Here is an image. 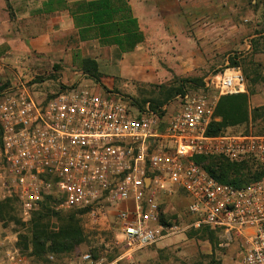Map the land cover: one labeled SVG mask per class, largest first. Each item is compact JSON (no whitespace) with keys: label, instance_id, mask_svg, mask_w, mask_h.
Returning <instances> with one entry per match:
<instances>
[{"label":"built area","instance_id":"2783aa9c","mask_svg":"<svg viewBox=\"0 0 264 264\" xmlns=\"http://www.w3.org/2000/svg\"><path fill=\"white\" fill-rule=\"evenodd\" d=\"M229 4L255 6L257 0ZM206 88L219 96H188L170 120L149 108L134 110L118 94L82 86L42 98L17 81L2 93L0 200L17 201L23 222L48 197L57 199L56 211L114 214L118 221V260L86 252L61 259L51 255L50 264H118L175 234L177 228L162 221L158 201L169 188L189 199L191 227L241 239V264H264V176L234 187L195 161L199 156L232 162L253 158L264 167V134H207L219 99L245 93L246 79L240 69H228ZM17 242L0 236V264H33Z\"/></svg>","mask_w":264,"mask_h":264},{"label":"rangeland","instance_id":"374dc122","mask_svg":"<svg viewBox=\"0 0 264 264\" xmlns=\"http://www.w3.org/2000/svg\"><path fill=\"white\" fill-rule=\"evenodd\" d=\"M47 1L0 0V43L13 29L20 36L22 30L30 37L45 34L50 46L47 52L25 47L29 41L27 34L16 41L18 52L30 49L27 54L6 55L11 51H3L0 44L1 64L7 71L4 83L22 81L42 98L65 87H88L96 92L118 94L134 110L145 112L149 108L160 118L170 120L188 96L203 92L219 96L214 89H207L206 84L215 75L237 68L246 79L251 122L248 126L230 128L225 134H264V0H257L255 6L227 5L233 0H128L145 41L127 54H119L115 47L101 46L98 41H81L73 22L62 11L47 14V20L51 21L47 28L40 16ZM56 14L60 17L55 18ZM31 17L35 18L30 20ZM85 59L98 63L100 84L84 72ZM232 61L239 66H232ZM182 87L184 93L153 110L151 100L162 102L166 91ZM256 109L259 112L255 113ZM254 113L259 116L255 121ZM169 189L159 195L158 201L166 222L177 232L132 258L119 260L118 264H210L213 258L221 264H241L242 240L229 241L217 230L218 244L213 246L199 234L191 236L198 229L191 227L194 219L188 213L189 199L182 190ZM78 217L87 239L67 257L93 252L109 261L118 260L115 215H91L85 211ZM31 220L23 222L21 218L24 226L0 220V236L17 238L19 247L20 235L26 233ZM53 223H57L56 219Z\"/></svg>","mask_w":264,"mask_h":264},{"label":"trees","instance_id":"16d2710c","mask_svg":"<svg viewBox=\"0 0 264 264\" xmlns=\"http://www.w3.org/2000/svg\"><path fill=\"white\" fill-rule=\"evenodd\" d=\"M58 11L69 14L81 41H98L101 46L115 47L119 54L131 53L145 41L139 20L128 0H76L73 2L49 0L44 3L40 13L53 14ZM231 65L237 67L239 63L232 61ZM83 69L95 82L101 83L99 65L95 60H83ZM191 82L193 81H186V83ZM10 86V83H4L0 79V97ZM67 88L48 98L56 97ZM166 92L167 95L162 102L151 100L153 110L161 107L177 94L184 93L183 87ZM164 95L165 92H162V96ZM249 102L248 93L221 97L207 134L217 136L225 134L230 128L248 126L251 122ZM257 112L259 109L255 110V113ZM255 113L254 121L259 117ZM195 161L212 178L234 187L245 186L264 176V167L253 158L242 162H232L225 157L199 156L195 158ZM56 200L52 197L45 199L41 208L33 213L26 233L20 235L19 248L32 260L33 264H50L49 256L51 255L60 259L68 256L87 239L78 217L85 211H56L53 208V205L58 202ZM19 213L17 201L0 200V220L24 226ZM54 219L57 221L56 224L53 223ZM162 221L168 224L165 216ZM217 232L210 228H201L193 230L191 236L199 234L213 246H217ZM220 262L219 259L213 258L210 264H221Z\"/></svg>","mask_w":264,"mask_h":264},{"label":"crops","instance_id":"0c3cea01","mask_svg":"<svg viewBox=\"0 0 264 264\" xmlns=\"http://www.w3.org/2000/svg\"><path fill=\"white\" fill-rule=\"evenodd\" d=\"M63 14H66L68 20L72 21V19L70 18L69 14L67 12H62V15ZM56 15H57V17H55V18L60 17L59 14H56ZM40 16L44 17V19H42V24H44V25L46 24L47 25L46 27L49 28V26L51 25V21L47 20L49 18V15L40 14ZM45 17H46V19H45ZM33 18H35V17H31L30 20H32ZM30 20L28 19L29 22H30ZM32 22L33 21H31V23ZM9 34H10V36H6L5 35L6 38L4 37L2 39V43H0L2 45V48H3L2 50L3 51H5V50H8V51L10 50L11 51V52H6V55H11V54L13 55V54H19V53L20 54L29 53L30 49H28V51H25V52H18L19 49L16 47L17 38H20L22 35H26V34L28 35L27 32L24 33V31L22 30V35L20 36L19 33H17L16 31L14 32L13 29H11L9 31ZM27 37H28L29 41L27 40L28 42L24 44L25 47L29 46V47H32V49L36 48L39 51H46V52L48 51L50 46L48 45L49 41L45 40V34L39 35V36L35 35V36H31V37H30V35H28ZM2 57H4V56H2ZM1 63L2 62H1V59H0V79L3 80V79H5L7 77V71L4 68V65H2Z\"/></svg>","mask_w":264,"mask_h":264},{"label":"bare ground","instance_id":"6f19581e","mask_svg":"<svg viewBox=\"0 0 264 264\" xmlns=\"http://www.w3.org/2000/svg\"><path fill=\"white\" fill-rule=\"evenodd\" d=\"M191 228V227H190Z\"/></svg>","mask_w":264,"mask_h":264}]
</instances>
